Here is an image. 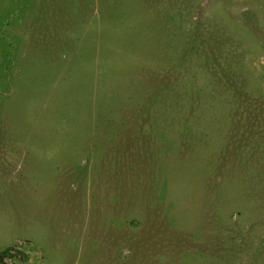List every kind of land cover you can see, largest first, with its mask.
<instances>
[{"label":"rangeland","instance_id":"obj_1","mask_svg":"<svg viewBox=\"0 0 264 264\" xmlns=\"http://www.w3.org/2000/svg\"><path fill=\"white\" fill-rule=\"evenodd\" d=\"M47 232L52 264H264V0H0V264Z\"/></svg>","mask_w":264,"mask_h":264},{"label":"crops","instance_id":"obj_2","mask_svg":"<svg viewBox=\"0 0 264 264\" xmlns=\"http://www.w3.org/2000/svg\"><path fill=\"white\" fill-rule=\"evenodd\" d=\"M33 236L37 240L38 244L40 246H43V249H44L45 254H46V261H45L46 264H52V259L50 257L51 256L50 254H53V253L62 254V250L60 249V247L57 248V247L52 246V242H51L52 239H50V238H52V234H50V232L44 233L42 235L39 234L37 236L36 235H33ZM38 237H40L39 240H38ZM4 244L5 243H2L0 245V250L5 247ZM58 262L60 264H65L64 262H66V261L63 260V256H62V260L59 259ZM66 264H68V263L66 262Z\"/></svg>","mask_w":264,"mask_h":264},{"label":"built area","instance_id":"obj_3","mask_svg":"<svg viewBox=\"0 0 264 264\" xmlns=\"http://www.w3.org/2000/svg\"><path fill=\"white\" fill-rule=\"evenodd\" d=\"M27 241L23 240V239H19L17 240V242L15 243V245H13L11 248H9L4 256V261L7 264H13L11 262L12 258H14L15 256H17L18 254L24 252L27 249Z\"/></svg>","mask_w":264,"mask_h":264}]
</instances>
